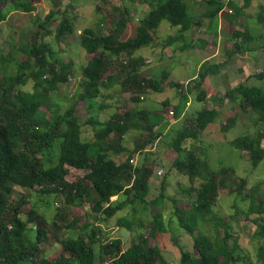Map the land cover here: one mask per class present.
I'll return each mask as SVG.
<instances>
[{
	"label": "trees",
	"instance_id": "obj_1",
	"mask_svg": "<svg viewBox=\"0 0 264 264\" xmlns=\"http://www.w3.org/2000/svg\"><path fill=\"white\" fill-rule=\"evenodd\" d=\"M128 1L149 6L142 17L136 18L134 33L125 37L133 19L129 8L104 0L105 8L97 6V20L78 34V43L88 56L79 72L72 58L59 55L65 52L68 39L76 31L73 17L66 14V9L53 8L42 19L36 18L35 24L41 30L24 40L20 35L18 44L10 45V52H0V264H176L152 243L157 234L172 232V217H176L179 227L193 240L189 251L182 247L176 236H172L180 253L178 264H236L238 261L252 264L248 262L247 250L234 236L233 220L239 214L246 219L251 217L249 221L255 225L252 236L261 240L256 259L259 264H264V193L254 186L246 210H237L230 218L217 216L213 206L220 191L227 190L228 194L238 196L246 178H239L236 183L231 178L234 176L231 167L212 170L207 160L192 147L219 111L203 108L192 117L186 112L182 115L184 107L175 106L169 111L168 101L163 102L161 110H149L144 104L142 93L161 92L166 83L178 89L185 99L191 92H196L197 99L203 103L207 99L205 92L200 90L203 74L189 80L186 87L181 82L169 80L167 72H162L158 79L144 76L141 69L146 60L135 54L142 47L155 44L156 31L162 20L178 27L180 33L193 34L195 21L189 1ZM199 1L207 7L205 18H213L223 8V0ZM36 2L0 0V24L6 21L10 10L32 13ZM175 39L169 37L161 42V46L166 47ZM13 47L24 53L22 60L17 59ZM121 54H125L126 60H119ZM10 63L16 67L13 72L9 70ZM76 76L80 78L74 100L60 112L51 102L52 95ZM114 85L130 94L133 108L118 112L115 109L104 120L88 118L86 123L93 127V139L83 140L81 121L76 115L78 101L90 107V102L106 97L107 90ZM218 99L239 106L240 112H253L252 121L264 124L263 89L239 84ZM105 107L108 104L99 108ZM170 114L173 120L185 116L169 145L178 153L172 166L186 175L191 184L183 188L187 196L185 206L170 198L172 217L165 223L161 206L167 198L166 184L161 183L157 197L151 200L146 197L157 157L151 153L166 131L172 130L166 129L173 124ZM188 118L192 122L187 123ZM236 122V116H228L220 124L221 131L227 132ZM135 130L138 134L130 149L125 137ZM262 137L243 133L230 144L246 151L252 165L256 166L264 156ZM139 154H143V158L133 164L131 159ZM69 168L86 173L75 181H68ZM32 192L38 200L32 201ZM47 195L62 203L55 208L51 222L37 209L39 201L47 207L51 205V201L45 199ZM136 203L151 207L152 220L145 228L147 232L135 233L124 248L122 239L110 237L103 224ZM70 206L80 207L81 212L69 217L66 208ZM207 223L213 226L211 234L200 230V226ZM135 224L145 227L142 219L137 223L126 216H118L116 222L117 226L130 230ZM49 229L67 232L59 236L61 250L52 259H48L41 248L51 238Z\"/></svg>",
	"mask_w": 264,
	"mask_h": 264
},
{
	"label": "rangeland",
	"instance_id": "obj_2",
	"mask_svg": "<svg viewBox=\"0 0 264 264\" xmlns=\"http://www.w3.org/2000/svg\"><path fill=\"white\" fill-rule=\"evenodd\" d=\"M109 1L112 5H125L129 8L133 19L128 24L125 31V37L131 36L135 31L134 26L136 24V18L142 17V15L149 10V6L147 4H142L140 6L128 0ZM196 3V0H189L190 12L194 16L198 13L200 14L204 9L197 7ZM104 4H106L104 0H37L35 3L36 9L32 13H23L14 9L10 10L6 21H3L0 24V52H10L11 46L17 45L18 41L21 40L19 39L20 35L23 36L24 40V38H29L35 31L41 30L35 24L36 18L42 19L45 14L53 8L58 11L66 9V14L73 17L76 31L68 39L69 45L66 46V48L64 47L66 49L65 52L63 51L59 55L62 58H72L75 63V69L79 72L80 66L87 61L88 56L78 43V34L84 27L89 26L97 20V15H99L96 10L97 6L105 8ZM56 19L58 20V18ZM198 21L202 20L200 19ZM57 22L58 21H56L55 24ZM104 29L107 31V26L104 27ZM193 35L194 34L191 36L189 32L180 33L178 27L171 26L167 20H162L156 31L157 40L154 42L155 44H151L149 47H142L135 52V54H140L146 60L145 66L141 69L142 74L144 76H151L158 79L162 72H167L169 74V80L173 82H181L186 87L187 82L200 72L198 63L202 51H205L208 48L211 49V46L206 44L205 39L203 42L201 38L195 39ZM169 37L176 39L171 40L168 46L162 47L161 42ZM13 49L17 59L22 60L25 56L24 53H20L15 47H13ZM119 60H126L125 54H121ZM15 68L14 63L9 64V70H11V72H13ZM202 71H204V68H202ZM79 78V76L72 78L64 88L55 91L52 95L53 98L51 102L60 112H63L74 100L73 95L76 91L75 89ZM163 82H166V80ZM164 88L165 89L161 92L142 93L145 98L144 104L147 109L161 110L164 107L163 102L168 101L169 105L167 106V109L170 111L175 106L180 108L185 107L188 100H190L185 112L187 115L194 117L199 110L211 106L209 103L204 105L203 101L197 99L196 92H191L188 95L189 99H185L184 97H181L178 89L171 86L170 83H166ZM183 90L186 89L184 88ZM107 93L108 95L106 97L90 102V107H86L83 105L82 101H78L76 115L81 121V134L83 140L91 141L93 139V127L91 124L86 123L88 118L94 117V120H104L107 119L109 114L112 111H115V109L118 112L133 108L134 103L130 99V94L122 92L118 85H114V87L107 90ZM222 102L219 101L218 104V106H220L219 115L213 122L207 125L201 135L196 138L199 141L197 140L192 147L197 150L200 157L207 160L209 167L212 170H217L223 166L231 167L234 174L231 178H234L236 183H239V178H246V182L243 184L238 196L228 194L227 190H221L217 201L213 206L214 213L217 216L230 218V216L237 210L247 209L250 203L252 187L258 186L259 190L264 193V156L256 166H253L247 152L235 149L230 144V140L243 133L247 134V131H249L250 128L253 129V125H251L252 122L250 121L253 112H240L239 106L235 105L236 111L233 113L232 110L225 108ZM226 102L229 101L226 100ZM102 104H108V107L100 109L99 107ZM230 115L236 116L237 122L227 132H222L220 124ZM169 118L170 123L173 124L166 129L171 128L172 130H168V132L166 131V134L157 142L155 149L151 153L153 157L156 155L157 157L154 163L153 175L150 179V191L146 197L147 200L157 197L160 193L161 183L164 182L166 184L165 194L167 195V198L161 206V212L163 214L162 219L165 223L169 222L168 220L172 217L173 205L170 198L177 199L182 206H185L187 196L183 191V188H187L191 184L186 175L180 174L172 166V162L177 157L178 153L169 145L171 138L174 136L175 130L181 128L185 116L179 120H176L175 117L176 121L171 118V114ZM190 122L192 121L188 118L187 123ZM261 126L262 125H260V127ZM136 134H138V131H131L125 137V143L130 149L135 142ZM181 155H183V153ZM140 158H143V154L134 156L136 163ZM69 170V174L66 176L68 181H75L86 173V171L75 168H69ZM30 196L32 201L38 200V196L35 192H32ZM114 198L115 196H113L112 199ZM45 199L50 200L51 205L47 207L45 203L39 201L37 209L44 213L48 222H51L54 220L55 208L57 206H62V203L52 195L45 196ZM131 206H127L119 211L117 215H114L108 220L107 224H103V227H105L103 229L108 231L110 237H119L122 239L124 248L130 244L135 233H140V230L147 232L145 228L148 225V222L152 220L150 206L143 207L139 203H136L134 207L133 205ZM79 208L80 207H67L66 211L68 212L69 217L77 214V212H81ZM118 216H126L128 219L137 223L142 219L145 227L135 224L133 230H130L123 226H117L116 222ZM171 219L172 232L157 234L152 238V243H156L162 251H164V255L168 260L172 263L175 261L176 264H178L180 253L178 247L172 242V236H176L182 247L189 251L192 250L193 240L189 234L185 233L184 230L179 227L176 217H172ZM249 219H251V217ZM249 219H246L243 215L239 214L236 219L233 220V230L235 231L234 236L237 238L240 246L247 250L248 262L259 264L256 259V252L257 245L261 240H257L252 236L255 225L250 222ZM200 230L203 233L211 234L213 226L212 224L207 223L205 226H200ZM52 231L53 229H49L51 238L41 245V248L45 251V255H47L46 257L48 259H52L58 255L61 250L59 236L67 233L64 230H60L59 232ZM236 264H242V262L238 261Z\"/></svg>",
	"mask_w": 264,
	"mask_h": 264
},
{
	"label": "crops",
	"instance_id": "obj_3",
	"mask_svg": "<svg viewBox=\"0 0 264 264\" xmlns=\"http://www.w3.org/2000/svg\"><path fill=\"white\" fill-rule=\"evenodd\" d=\"M196 2L197 7L204 9L194 16L193 36L195 39L201 38L203 42L205 39L206 44L211 46V49L202 51L198 63L200 72L196 76L204 75L200 90L205 92L207 99L203 104L209 103L211 106H207V109L220 112L217 98L222 97L228 89L246 84L264 90V0H229L227 4L223 3L222 10L213 18L203 17L207 7L199 0ZM200 19L202 21H198ZM222 103L233 113L236 111L232 102L224 100ZM250 121L253 129H247V132L253 136H263L261 145L264 146V124H260V127L252 118Z\"/></svg>",
	"mask_w": 264,
	"mask_h": 264
},
{
	"label": "built area",
	"instance_id": "obj_4",
	"mask_svg": "<svg viewBox=\"0 0 264 264\" xmlns=\"http://www.w3.org/2000/svg\"><path fill=\"white\" fill-rule=\"evenodd\" d=\"M228 1H229V0H223V3H224V4H227ZM228 11L231 12L230 9H229ZM131 162H133V164L136 163L135 159H131ZM108 263H109V262H104V264H108Z\"/></svg>",
	"mask_w": 264,
	"mask_h": 264
},
{
	"label": "clouds",
	"instance_id": "obj_5",
	"mask_svg": "<svg viewBox=\"0 0 264 264\" xmlns=\"http://www.w3.org/2000/svg\"><path fill=\"white\" fill-rule=\"evenodd\" d=\"M136 160V159H135ZM136 164V163H135ZM113 198V197H112Z\"/></svg>",
	"mask_w": 264,
	"mask_h": 264
}]
</instances>
